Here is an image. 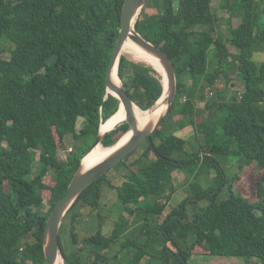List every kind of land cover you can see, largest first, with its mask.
<instances>
[{
    "label": "trees",
    "instance_id": "trees-1",
    "mask_svg": "<svg viewBox=\"0 0 264 264\" xmlns=\"http://www.w3.org/2000/svg\"><path fill=\"white\" fill-rule=\"evenodd\" d=\"M212 3L148 0L140 12L137 31L175 66L176 99L153 133V144L145 140L141 153L134 155L135 150L116 165L123 170L118 182L106 180L105 173L69 209L62 227H70L71 250L60 234L66 264H190L200 247L203 253L257 257L264 264V61L254 59L264 52V0H220L229 21L241 18L238 26H229L228 40L219 32ZM123 4L0 0V264H46L48 216L67 193L101 125L119 108V99L107 89L106 71ZM148 7L156 12L149 13ZM119 75L135 108L143 115L152 112L148 109L164 91L158 70L121 55ZM233 75L243 88L227 94L223 87ZM219 78L226 82L223 87L215 86ZM204 87H215L216 97L200 107L198 92ZM174 114L181 118L169 120ZM187 125L195 129L197 141L202 138L200 147L204 142L210 146L208 151L187 150V140L177 134ZM129 129L125 123L107 132L103 145H113ZM68 135L75 143L62 160L59 150ZM217 156L237 157L240 168L257 162L262 174L253 200L232 183L227 192L225 186L237 176L228 177ZM186 169L196 178L193 193L166 213L176 189L174 172ZM213 170L214 181L204 188L198 179ZM50 172L52 186L45 181ZM106 185L116 191L123 210L108 230L101 212ZM44 189L51 191L47 203ZM86 208L89 215L96 213L94 232L79 238L75 224ZM126 212L138 216L139 229L131 226ZM159 216L163 221L151 224Z\"/></svg>",
    "mask_w": 264,
    "mask_h": 264
},
{
    "label": "rangeland",
    "instance_id": "rangeland-1",
    "mask_svg": "<svg viewBox=\"0 0 264 264\" xmlns=\"http://www.w3.org/2000/svg\"><path fill=\"white\" fill-rule=\"evenodd\" d=\"M213 8L214 12L218 15L219 17V32L222 33L224 39L228 40L230 36V31H229V26H238V24L241 22V18L239 16H234L231 18L229 21V13L220 7V0H213ZM147 11L149 13H154L156 12V9L153 7H148ZM205 20V21H204ZM203 23L209 22V18H203L201 20ZM134 41V40H133ZM10 45V44H9ZM232 50H235V48H231ZM10 50L6 49L4 56L6 58L10 57ZM126 55L128 58L135 62H139L135 60L131 55L128 54H123ZM254 59L257 62H262L264 61V52H257L254 54ZM234 76V75H233ZM226 82L222 79H218L215 83L216 87H223ZM243 88V82L234 76L232 83L228 84V86L223 87L225 92L227 94H231L232 92H240ZM222 90V92H224ZM198 105L200 107H203L205 104V101L210 98L216 97V88H208L204 87L203 90L200 88L198 92ZM153 114L152 112L148 113L147 115ZM144 115V116H147ZM181 118L180 114H177L172 117H169V120H178ZM84 118L81 117L79 118L77 122V128L80 129L82 124H83ZM200 120V118H198ZM106 122V121H105ZM103 122V124L105 123ZM102 124V125H103ZM177 134L180 137H183L187 140V150L192 151V150H198L200 149L202 152H206L209 150L210 146L207 145L205 142L203 143V146H199L198 143L202 142V138H198V141L195 137V129L191 125H187L180 130L177 131ZM59 141V138H58ZM74 139L71 135H68L63 143L62 146L59 150V158L62 160H66L67 156L70 152V150L74 146ZM60 144V141H59ZM145 147L144 146H139L136 149V152L134 155H137L138 153H141ZM38 158H39V153H38ZM217 158L222 162V165L226 169V173L228 177L236 175L237 177L233 179L231 182L227 183L225 186V189L227 190V187L230 183H232L233 188L236 192H239L246 198L254 199L256 197V190H257V181L259 177L262 174V169L258 167L257 162H254L252 164L246 165L243 168L238 167V158L235 156H217ZM38 167V162L35 165V170H37ZM120 166L113 167L111 170H109L106 174V180H115L118 182V176L120 172L123 170L121 169L120 172L117 171ZM53 172H50L49 175L46 177L45 181L47 184L50 186L54 185V181L52 180L51 176ZM211 175L207 176L202 175L201 178L198 180L200 181L201 185L204 188L210 187V184L213 183V178L215 176L214 170L211 171ZM109 178V179H108ZM197 180V181H198ZM196 181V178L194 176V173L191 172L189 169L186 170H177L174 172V184H175V191L172 195L171 201L168 203L166 213L170 212L172 208L177 207L182 201H184L185 198L190 197L193 193V187L191 186L192 183ZM104 198L102 201V207H101V212L103 215L106 216L105 222H104V229L108 230L113 222L119 217L120 213L123 211L122 210V205L117 199L116 191L113 189H110L109 186H104ZM228 192V190H227ZM42 194L44 196L45 202L47 203L51 191L50 189H44L42 190ZM222 196H226V193L224 192ZM48 208V205H47ZM90 211V208L84 209L85 215L82 217L80 222H76V231L79 236V238H82L86 235H90L94 232V223L95 220L93 217H95V212ZM126 215L128 218L132 221L131 226L134 228L139 229V226L142 224V222L139 220L137 215H132L130 213L126 212ZM96 218V217H95ZM164 216H159L158 218L152 219L151 224H159L160 221H163ZM68 225V223H66ZM65 225L61 228L62 234H63V239H64V244L67 249V251L71 250L73 248L71 238H70V227ZM118 248V246H117ZM204 249L197 248L196 249V254H193V256L190 259V264H261V261L257 257H237V256H222V255H214L209 252H204ZM198 252V253H197ZM111 253H114V249L111 250ZM120 256H123L121 253ZM60 263L59 264H66V261L64 257L61 255L60 256ZM145 261V259L143 260Z\"/></svg>",
    "mask_w": 264,
    "mask_h": 264
},
{
    "label": "water",
    "instance_id": "water-1",
    "mask_svg": "<svg viewBox=\"0 0 264 264\" xmlns=\"http://www.w3.org/2000/svg\"><path fill=\"white\" fill-rule=\"evenodd\" d=\"M147 2L148 0H124L120 33L107 67L106 83L108 91L116 96L120 101L117 111H120L121 109L125 110L126 118L124 121L117 123L114 127L105 132H101L100 127L95 142L83 156L79 167L75 171L69 183L67 193L56 202L50 212L44 231V254L46 264H57L58 259L62 255L60 245L62 224L65 215L83 190L133 153L145 140H149L153 144V133L160 127L162 121L170 113L174 105L178 89L175 66L169 55L161 47L143 37L137 31L135 26L136 20ZM129 38L133 39L143 49L158 57L164 67L163 74L158 71L162 75V82L164 86L163 94L148 110H153L157 107L159 101L167 104L166 110L157 118L156 121H150L143 127H140L135 114L134 106L136 103L122 82V79L121 84H117L113 80V72L116 67L118 68L119 73L122 49L125 42ZM125 123H128L130 129L133 131L129 139L98 162L86 167L84 165V159L96 146L99 144L103 145L102 140L105 134Z\"/></svg>",
    "mask_w": 264,
    "mask_h": 264
},
{
    "label": "bare ground",
    "instance_id": "bare-ground-1",
    "mask_svg": "<svg viewBox=\"0 0 264 264\" xmlns=\"http://www.w3.org/2000/svg\"><path fill=\"white\" fill-rule=\"evenodd\" d=\"M123 54L131 55L133 58H135V60H137L139 62L146 63L150 66H153L161 74L164 73V67H163L160 59L158 57H156L155 55L151 54L150 52H148L147 50L140 47L131 38H129L124 44L123 49H122V55ZM119 78H120V76L118 73V68L116 67L114 72H113V80L115 81V83L121 84ZM166 107H167V104L159 101L157 107H155L152 110L153 114L144 116L134 106L135 114L137 116L140 127L145 126L150 121H156L157 118L166 110ZM125 118H126V111L125 110L121 109L120 111H117L113 116H111L108 120H106V122L103 125H101V132H105V131L111 129L117 123L124 121ZM132 132L133 131L131 129H129L122 137H120L118 139V141L116 143H114L111 146L105 147L102 144H99L98 146H96L84 159V165L86 167H89V166L93 165L94 163L98 162L99 160H101L107 154L114 151L116 148H118L122 144H124L129 139ZM59 263H60V259H58L57 264H59Z\"/></svg>",
    "mask_w": 264,
    "mask_h": 264
}]
</instances>
